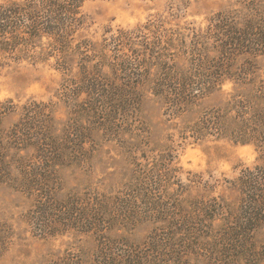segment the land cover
Here are the masks:
<instances>
[{"label":"trees","instance_id":"obj_1","mask_svg":"<svg viewBox=\"0 0 264 264\" xmlns=\"http://www.w3.org/2000/svg\"><path fill=\"white\" fill-rule=\"evenodd\" d=\"M85 1L1 0L0 56L46 38L63 78L58 102L28 101L11 129L0 128V186L28 201L26 222L37 237L75 232L95 238L96 264H190V258L196 264H264V247L253 237L264 226V165L242 169L232 183L239 193L236 208L194 180L198 184L184 187L182 199H162L149 183L151 174H160L153 165H145L141 176L133 169L125 184L129 193L113 198L89 189L62 195L58 176L62 168L84 164L90 136L109 134L128 119L145 87L167 111L180 115L232 82V92L189 131L197 138L213 135L252 145L264 159V74L256 63L264 56V0H235L203 28L166 27L158 18L100 41L81 32ZM60 106L64 120L55 117ZM15 109L0 105V120ZM173 184L183 189L178 182L166 187ZM141 200L148 203L143 211L136 207ZM142 220L159 225L142 247L110 236L132 232ZM7 235L0 222V254ZM43 264L82 261L66 250Z\"/></svg>","mask_w":264,"mask_h":264},{"label":"rangeland","instance_id":"obj_2","mask_svg":"<svg viewBox=\"0 0 264 264\" xmlns=\"http://www.w3.org/2000/svg\"><path fill=\"white\" fill-rule=\"evenodd\" d=\"M235 2L86 0L80 8L86 22L81 32L89 39L100 41L119 29H131L158 18L165 20L166 27L175 28L179 24L203 28L212 15L232 8ZM57 57L56 53L50 52L46 38L36 40L29 48L12 56H0V105L6 108L12 104L16 108L1 116V129L9 130L20 120V108L28 101L58 102L63 75L57 69ZM256 63L263 76L264 56L258 57ZM233 86L232 82H226L221 93L204 97L189 112L180 115L167 111L162 101L145 87L137 109L129 114L128 119L119 120L116 130L109 134L99 131L87 139L84 164L60 170L62 195L86 189L109 194L112 198L123 192L129 193L126 185L132 170L138 169L137 176H141L145 173V165H153L160 174H151L149 183L165 195H161L162 199L167 201V197L176 195L182 199L184 187L198 184L194 180L206 185L209 194L235 204L233 207L236 208L239 193L233 189L232 183L242 169L264 165V159L252 145L213 135L197 138L189 131L205 110L218 105L226 93L232 92ZM55 117L66 119L61 106ZM167 169L174 170L167 173ZM170 182L182 184L183 189L176 191V184L172 185L173 188L166 187ZM121 205L129 207L124 203ZM29 207L21 194L0 186V222L6 225L8 234L0 254V264H43L53 254L66 250L75 252L82 264H96L98 241L95 238L75 232L39 238L26 222ZM136 207L143 211L148 203L141 200ZM156 226L159 225L153 221L142 220L136 230L128 231L130 233L118 230L111 232L110 236L126 238L131 244L142 247L152 237ZM253 237L258 245L264 247V226L255 230ZM189 262L196 264L193 258Z\"/></svg>","mask_w":264,"mask_h":264}]
</instances>
